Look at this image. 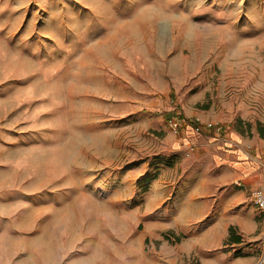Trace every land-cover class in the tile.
<instances>
[{
    "label": "rangeland",
    "instance_id": "1",
    "mask_svg": "<svg viewBox=\"0 0 264 264\" xmlns=\"http://www.w3.org/2000/svg\"><path fill=\"white\" fill-rule=\"evenodd\" d=\"M174 115L264 157V0H0V264H264L255 188L184 219L158 182L214 138ZM233 187L253 228L214 216Z\"/></svg>",
    "mask_w": 264,
    "mask_h": 264
},
{
    "label": "crops",
    "instance_id": "2",
    "mask_svg": "<svg viewBox=\"0 0 264 264\" xmlns=\"http://www.w3.org/2000/svg\"><path fill=\"white\" fill-rule=\"evenodd\" d=\"M190 130H186L183 136H187ZM212 139L209 141L211 147L205 148V154L198 158L197 167L190 168L184 172V177L180 180V168L166 167L165 173L158 182H185L188 190L185 195L180 198L184 204L180 209V214L184 219L187 218H209L208 206L210 203V190L216 187H232L236 183H244V189H253L264 185V167L260 164V157L256 150L251 147L250 142L243 140L242 136L237 131H225L218 134L216 131H210ZM210 135V136H211ZM183 143L187 144V137L183 139ZM195 149H198L196 146ZM194 149V150H195ZM193 150V151H194ZM193 151H189L191 154ZM200 155V154H197ZM170 174V175H169ZM233 187L230 190V195L227 193L220 198L214 216L217 218L229 219L231 223H238L240 219L246 222L244 225L253 228L255 225L254 208L250 209L248 216L243 218L238 213V210H233L236 207V195L232 191L236 190Z\"/></svg>",
    "mask_w": 264,
    "mask_h": 264
},
{
    "label": "built area",
    "instance_id": "3",
    "mask_svg": "<svg viewBox=\"0 0 264 264\" xmlns=\"http://www.w3.org/2000/svg\"><path fill=\"white\" fill-rule=\"evenodd\" d=\"M168 124L175 132H185L188 128H191L195 133H202L205 129L215 130L218 134L223 133V125L217 124L211 121L202 123L200 121L188 122L184 117L180 115L171 116L168 120ZM190 129V130H191ZM196 148V144L189 142L188 150L193 151ZM260 164L264 167V157L261 156ZM239 184L241 182H238ZM253 196L257 207L264 211V185L258 186L253 190Z\"/></svg>",
    "mask_w": 264,
    "mask_h": 264
},
{
    "label": "trees",
    "instance_id": "4",
    "mask_svg": "<svg viewBox=\"0 0 264 264\" xmlns=\"http://www.w3.org/2000/svg\"><path fill=\"white\" fill-rule=\"evenodd\" d=\"M242 241V236L239 234H235L234 232H233V229H231V231H230V242H232V243H239V242H241Z\"/></svg>",
    "mask_w": 264,
    "mask_h": 264
}]
</instances>
